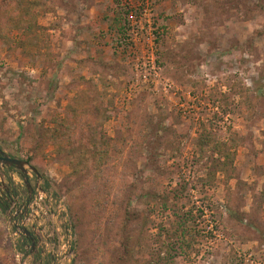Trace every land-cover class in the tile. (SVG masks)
<instances>
[{
  "label": "rangeland",
  "instance_id": "obj_1",
  "mask_svg": "<svg viewBox=\"0 0 264 264\" xmlns=\"http://www.w3.org/2000/svg\"><path fill=\"white\" fill-rule=\"evenodd\" d=\"M18 2L0 148L39 176L0 163V264H264V0H0L1 23ZM82 98L102 175H73L68 149L41 140ZM95 195L107 210L79 255L70 207ZM137 211L121 262L118 216Z\"/></svg>",
  "mask_w": 264,
  "mask_h": 264
},
{
  "label": "trees",
  "instance_id": "obj_2",
  "mask_svg": "<svg viewBox=\"0 0 264 264\" xmlns=\"http://www.w3.org/2000/svg\"><path fill=\"white\" fill-rule=\"evenodd\" d=\"M18 5L19 6L17 8L14 7L9 9V11L2 16L7 19L8 22H5L3 24V21L1 23L0 20V36L5 32V29L8 25L7 23H9L10 25L16 24V27L18 28L24 27L29 23V20H27V18H25V16L21 14L22 4L19 3ZM121 31L122 33L125 32L124 29H121ZM81 103H85L83 98L75 100L74 105L72 104L68 107V119L65 118L61 121L56 122V127L47 130L42 136L41 140L43 144H51L56 146L58 149L65 150L67 148L68 153H70L72 157L70 166L73 168V175L89 177L92 171H94L96 174L100 173V171L102 170L101 167L103 166L102 161L104 160V156L103 154L101 155V153L94 150L96 148L94 140L88 139L89 134L82 133L83 126L80 123H84L85 120L92 117H94V119H97L98 117L100 118V114L97 111V113H91L90 110H87L85 108L82 109ZM82 134L83 136L81 138ZM223 146L227 147V144H221L217 140L209 136H201V138L199 139V147L201 148V150H205L207 147L211 148L213 151L220 152ZM229 151L230 150H228V152L224 156L225 161L224 164H222L223 169H226L229 165H234V154ZM99 175L102 174L100 173ZM99 181L100 180L95 177L93 183L90 184L92 192L94 190H101L97 187H103L102 184H99ZM94 197L95 199H93L87 206L86 213H83L85 212V210L82 206V209L78 208L79 204L77 197H74L76 203H74L73 209L70 207L72 214L75 212L74 219L76 221L77 228L78 226H81L80 231H77L75 233L76 245L79 255L86 253V248L88 246L87 239L88 234L90 233L89 229L91 227V218L93 217V213L99 212V210L104 211L103 207H105V202L102 203V201L104 199L106 200V197L97 195H95ZM0 206L3 210L6 209L5 205L0 204ZM105 208L107 210V207ZM140 220L141 217L139 211L132 214L131 212L119 213L118 221L120 222H118L119 226L117 231L119 233L117 234L116 232V236L119 237L116 239L121 242V246L123 248L122 255L118 258L121 262L124 261L126 257H131L133 254L135 236L126 234L130 232L129 228L132 227V223ZM87 226L89 227V229L85 230V227L87 228Z\"/></svg>",
  "mask_w": 264,
  "mask_h": 264
},
{
  "label": "water",
  "instance_id": "obj_3",
  "mask_svg": "<svg viewBox=\"0 0 264 264\" xmlns=\"http://www.w3.org/2000/svg\"><path fill=\"white\" fill-rule=\"evenodd\" d=\"M0 163L8 168H15L16 170L21 172L23 176H27L29 173L28 170L26 169L27 167L30 168L31 171H33L35 174L39 176L38 171L35 168L31 167L27 162L11 158L1 148H0ZM25 182L30 192H32L29 179L26 178ZM25 233L27 236H30V233L28 231H25Z\"/></svg>",
  "mask_w": 264,
  "mask_h": 264
}]
</instances>
